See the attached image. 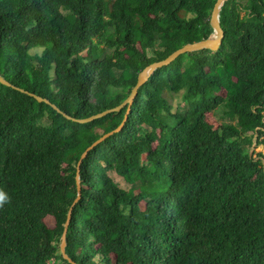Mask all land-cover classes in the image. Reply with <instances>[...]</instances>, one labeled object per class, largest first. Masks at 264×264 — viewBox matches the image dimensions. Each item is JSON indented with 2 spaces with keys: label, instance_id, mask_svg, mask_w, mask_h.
<instances>
[{
  "label": "trees",
  "instance_id": "16d2710c",
  "mask_svg": "<svg viewBox=\"0 0 264 264\" xmlns=\"http://www.w3.org/2000/svg\"><path fill=\"white\" fill-rule=\"evenodd\" d=\"M215 2L0 0V264H70V207L76 264H264V0H225L218 48L148 77L82 160L73 206L81 154L127 106L79 123L19 90L76 119L117 106L208 37Z\"/></svg>",
  "mask_w": 264,
  "mask_h": 264
},
{
  "label": "water",
  "instance_id": "95a60500",
  "mask_svg": "<svg viewBox=\"0 0 264 264\" xmlns=\"http://www.w3.org/2000/svg\"><path fill=\"white\" fill-rule=\"evenodd\" d=\"M225 0H216L211 14H210V18H209V26L211 28V32L208 35V37L206 39L200 40V41H196L193 43H187L185 45H183L182 47L174 50L172 53H170L166 58L159 60V61H155L152 62L151 64L147 65L146 67H144L137 75V81L136 84L134 85V87L132 88L131 92L129 93V95L126 97V99H124L119 105L114 106L112 108L106 109L100 113L91 115L89 117L86 118H81V119H76V118H72L70 116H68L67 114L63 113L61 110H59L54 104L50 103L47 99L40 97L34 93L25 91L23 89H20V91L27 93L28 95L34 97L38 102H44L49 104L54 110H56L58 113H61L63 116H65L68 119H72L76 122L79 123H86V122H90L94 119H98L100 117H103L104 115L111 113V112H115V111H119L122 107L127 106L126 109V113L124 115V118L122 120V122L119 124L118 127H116L114 130L109 131L107 133H104L102 136H100L97 140H95L90 146H88L84 152L81 154L80 159L77 163L76 166V175H75V183H76V191H77V195L76 198L73 201L72 206L79 200L80 198V193H81V185H80V177H79V167L80 164L82 162V160L87 156V153L89 150H91L94 146H96L98 143L102 142L103 140H105L106 138H108L110 135H112L115 132H118L122 129V127L124 126V123L127 119L128 113L130 111V106L133 103V100L135 98V96L137 95V91L138 88L148 79V77L158 68L168 65L170 62H172L177 56L183 54V53H187V52H191V51H197V50H201L204 48L207 49H211V50H216L218 48V46L220 45L221 39L223 37V29L220 26V21H219V11L220 8L222 7L223 3ZM0 83L7 85V86H11V84L5 80L3 77L0 76ZM70 217H71V207L67 213V218L66 221L64 223V230L63 233L61 235L60 238V243H59V252L61 254V256L67 260L70 264H76L66 253H65V247H66V232L68 229V225L70 222Z\"/></svg>",
  "mask_w": 264,
  "mask_h": 264
},
{
  "label": "rangeland",
  "instance_id": "374dc122",
  "mask_svg": "<svg viewBox=\"0 0 264 264\" xmlns=\"http://www.w3.org/2000/svg\"><path fill=\"white\" fill-rule=\"evenodd\" d=\"M40 51V48L37 47V48H32L29 50V53L33 54L35 52L39 53ZM177 100V99H176ZM212 121L214 122L215 125H217V122H215L213 119ZM251 151L254 152V153H258V152H262L264 153V148H262L261 146H258V147H254V144L251 146ZM112 177L114 178V180L119 184L120 187L124 188V189H127L129 187V185L127 183H125L121 178H119L117 175H115L114 173H112ZM142 205V204H141ZM45 223L47 224V226L49 227H53L54 225V219L53 217L51 216H47L45 217Z\"/></svg>",
  "mask_w": 264,
  "mask_h": 264
},
{
  "label": "clouds",
  "instance_id": "9594fccd",
  "mask_svg": "<svg viewBox=\"0 0 264 264\" xmlns=\"http://www.w3.org/2000/svg\"><path fill=\"white\" fill-rule=\"evenodd\" d=\"M7 201L6 195L0 193V204L5 203Z\"/></svg>",
  "mask_w": 264,
  "mask_h": 264
}]
</instances>
